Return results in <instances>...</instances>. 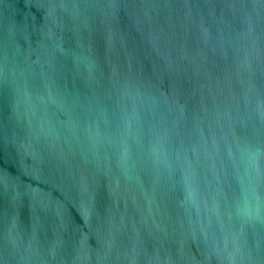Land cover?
I'll return each instance as SVG.
<instances>
[{
	"label": "water",
	"instance_id": "obj_1",
	"mask_svg": "<svg viewBox=\"0 0 264 264\" xmlns=\"http://www.w3.org/2000/svg\"><path fill=\"white\" fill-rule=\"evenodd\" d=\"M0 264H264V0H0Z\"/></svg>",
	"mask_w": 264,
	"mask_h": 264
}]
</instances>
